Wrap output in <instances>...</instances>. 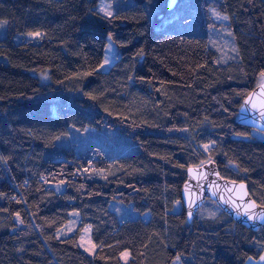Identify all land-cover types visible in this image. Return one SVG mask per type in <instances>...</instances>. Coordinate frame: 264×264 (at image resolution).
<instances>
[{
  "label": "trees",
  "instance_id": "trees-1",
  "mask_svg": "<svg viewBox=\"0 0 264 264\" xmlns=\"http://www.w3.org/2000/svg\"><path fill=\"white\" fill-rule=\"evenodd\" d=\"M129 1L104 16L98 0H0V264H124V252L125 264H245L264 251V226L247 230L211 200L216 213L188 223L181 202L187 168L213 161L264 206V142L237 123L264 75V0ZM211 6L235 43L225 63L208 47L222 27ZM176 20L202 31L169 30ZM109 37L117 60L100 72ZM93 130L135 150L109 157L69 139ZM112 201L139 216L119 219ZM86 226L92 256L78 244Z\"/></svg>",
  "mask_w": 264,
  "mask_h": 264
},
{
  "label": "rangeland",
  "instance_id": "rangeland-1",
  "mask_svg": "<svg viewBox=\"0 0 264 264\" xmlns=\"http://www.w3.org/2000/svg\"><path fill=\"white\" fill-rule=\"evenodd\" d=\"M218 0H210V3L213 5L217 3ZM131 2L129 0H98L97 3V10L104 16H110L114 14L117 10L124 8L128 6ZM167 5V3H166ZM210 10V17L211 19L217 23L220 24L222 27L220 29H212L211 31H207V40H208V47L213 49L217 52L219 61L221 63H225L229 61L230 59H233L236 54L235 50V43L233 39L232 33L225 27V24L227 22L226 19H223L222 14L217 12L213 6H211ZM106 13H110V15H107ZM5 23H0V37H2L3 30H4ZM171 31L175 32H182L186 34H198V32L202 31V28L190 20H184L179 21L176 20L174 25L169 28ZM211 32V33H210ZM39 35H29V36H22L17 37V41L19 40H28V39H34L38 37ZM118 51L116 49L115 44L111 41V39L107 38L105 47H104V53H103V60L100 66L98 67V71L100 72H106L108 71L112 65L117 60ZM36 76L39 78V80L47 84L48 79V73H36ZM264 80V75L259 77V84L262 83ZM251 137L258 139L262 142H264V132L251 130ZM70 141H73L78 146H89V145H99L103 147L106 151V154L109 157H116L118 155L124 154V153H130L135 150L134 146L124 138L118 137L114 133H108V132H100L97 133L96 131H87L85 134H71L70 135ZM209 201L206 200L203 204V208L201 207L199 209L198 213H201V215H212L215 214V209L209 205ZM109 209L114 212L117 217L121 220L124 219H132L137 218L139 215L138 213L133 209L131 205H125L118 201H112L110 203ZM142 218L144 220H147L149 218V214L145 213ZM79 221V216L76 212L71 213L69 222L59 231L56 232L57 238H63L67 235H70L74 230ZM79 248L81 251H83L86 255L92 256L95 251V247L91 241V235H90V227L86 226L81 231L79 240H78ZM264 251L260 254L259 257L253 258L249 257L246 259L245 264H264ZM129 260V254L128 252H124L121 255V261L122 263H127ZM172 264H181L178 259H176Z\"/></svg>",
  "mask_w": 264,
  "mask_h": 264
},
{
  "label": "water",
  "instance_id": "water-1",
  "mask_svg": "<svg viewBox=\"0 0 264 264\" xmlns=\"http://www.w3.org/2000/svg\"><path fill=\"white\" fill-rule=\"evenodd\" d=\"M175 4L176 0H169L168 10ZM237 123L264 132V80L245 97L238 110ZM206 200L214 202L234 223L247 230L256 232L264 226V206L252 199L246 183L222 177L213 161L186 170L181 202L188 223Z\"/></svg>",
  "mask_w": 264,
  "mask_h": 264
},
{
  "label": "snow or ice",
  "instance_id": "snow-or-ice-1",
  "mask_svg": "<svg viewBox=\"0 0 264 264\" xmlns=\"http://www.w3.org/2000/svg\"><path fill=\"white\" fill-rule=\"evenodd\" d=\"M107 15H110V13H106ZM223 19H227V17L225 16V17H223ZM30 35H32V34H30ZM35 35H39V33H36ZM109 39H111V37H109ZM249 218H251V217H249ZM262 259H264V257H262Z\"/></svg>",
  "mask_w": 264,
  "mask_h": 264
}]
</instances>
